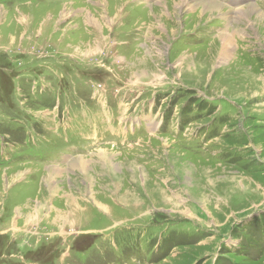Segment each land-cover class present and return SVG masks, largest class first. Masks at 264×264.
<instances>
[{"label": "rangeland", "instance_id": "rangeland-1", "mask_svg": "<svg viewBox=\"0 0 264 264\" xmlns=\"http://www.w3.org/2000/svg\"><path fill=\"white\" fill-rule=\"evenodd\" d=\"M213 1L0 0V264H264V0Z\"/></svg>", "mask_w": 264, "mask_h": 264}, {"label": "crops", "instance_id": "crops-1", "mask_svg": "<svg viewBox=\"0 0 264 264\" xmlns=\"http://www.w3.org/2000/svg\"><path fill=\"white\" fill-rule=\"evenodd\" d=\"M119 114L120 116L118 118H112L108 116L105 117L104 121L110 122L109 128L113 130V134L123 139L122 144L125 143L127 139V135L130 132L135 134L136 130L139 128H143L145 131L149 132L150 136L152 137L155 136V133H159L162 128L161 125L163 124V122L161 120L156 121L154 117L149 113L143 114L142 115L143 117L137 118L129 111L126 112L123 108H120ZM114 119H116L118 122L119 125L118 128L111 126V123L113 122Z\"/></svg>", "mask_w": 264, "mask_h": 264}, {"label": "bare ground", "instance_id": "bare-ground-1", "mask_svg": "<svg viewBox=\"0 0 264 264\" xmlns=\"http://www.w3.org/2000/svg\"><path fill=\"white\" fill-rule=\"evenodd\" d=\"M199 1H202L203 2V6L201 8V12H203V13H207L206 11L209 10V14L210 13L212 14L213 12H216V11L217 12H220V10H223V8H224V7L222 8L221 5L216 4V2H214L213 0H199ZM247 11L248 10H246V9H239L238 10V13L241 14V16L244 17L245 16V12H247ZM226 14L228 15V12ZM226 14L224 16H226ZM236 14H237V12H236ZM226 17H228V16H226ZM235 33H237V32H235ZM235 33H233V35ZM230 36L231 35L228 33V34H226V35L223 36V39H221L224 42L223 43V46H226L225 49H224V51H223L224 52V55H227V56H228V54H231V52L234 49V42L230 41L231 40L230 39ZM105 152H106L105 150L100 151V156H101L100 159H102V158L105 157V155H104ZM76 162H77V166L76 167L77 168L84 169V170H86L88 168V165H90L89 164V161L88 160H85L84 158H80V159L73 160L71 162V165H73V167H74V164H76ZM60 170H63V169H61V168H54L55 174H56V172H58Z\"/></svg>", "mask_w": 264, "mask_h": 264}]
</instances>
